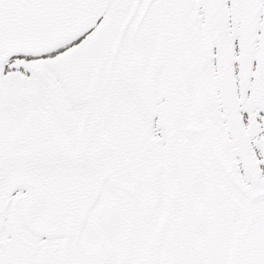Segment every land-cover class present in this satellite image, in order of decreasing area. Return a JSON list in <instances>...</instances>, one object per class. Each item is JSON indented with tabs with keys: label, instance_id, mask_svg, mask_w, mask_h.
<instances>
[{
	"label": "snow or ice",
	"instance_id": "snow-or-ice-1",
	"mask_svg": "<svg viewBox=\"0 0 264 264\" xmlns=\"http://www.w3.org/2000/svg\"><path fill=\"white\" fill-rule=\"evenodd\" d=\"M0 264H264V0H0Z\"/></svg>",
	"mask_w": 264,
	"mask_h": 264
}]
</instances>
